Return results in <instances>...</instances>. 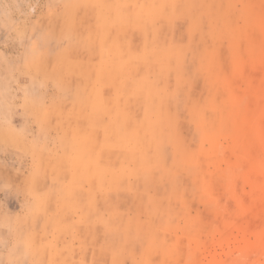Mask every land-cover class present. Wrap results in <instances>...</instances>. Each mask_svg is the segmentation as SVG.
Masks as SVG:
<instances>
[{"label":"rangeland","instance_id":"rangeland-1","mask_svg":"<svg viewBox=\"0 0 264 264\" xmlns=\"http://www.w3.org/2000/svg\"><path fill=\"white\" fill-rule=\"evenodd\" d=\"M0 264H264V0H0Z\"/></svg>","mask_w":264,"mask_h":264}]
</instances>
